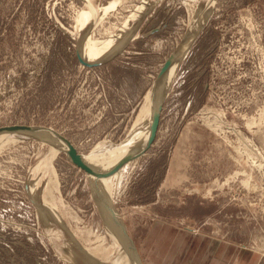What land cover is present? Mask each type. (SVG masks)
I'll return each instance as SVG.
<instances>
[{"label":"rangeland","instance_id":"374dc122","mask_svg":"<svg viewBox=\"0 0 264 264\" xmlns=\"http://www.w3.org/2000/svg\"><path fill=\"white\" fill-rule=\"evenodd\" d=\"M142 1L92 27L95 10L79 33L86 0H0V128L49 127L85 156L121 143L194 14L206 13L205 0H150L123 52L83 66L86 38L97 47L119 33ZM187 52L156 141L108 180L111 199L143 264H264V0H215ZM49 159L55 178L38 170ZM44 202L63 229L48 210L54 223L45 225ZM109 230L87 172L64 152L33 138L0 149V264H84L67 242L111 263L119 253L109 256Z\"/></svg>","mask_w":264,"mask_h":264},{"label":"bare ground","instance_id":"6f19581e","mask_svg":"<svg viewBox=\"0 0 264 264\" xmlns=\"http://www.w3.org/2000/svg\"><path fill=\"white\" fill-rule=\"evenodd\" d=\"M126 1L127 0H106L103 3H99L97 8H95L91 0H86V5L84 7V10L88 9L90 13L84 12L78 16L77 18V26H79L78 32L80 33L83 32L84 30L86 33L88 32L90 26H88L89 28L84 26H87L89 22L93 20L92 17L90 19L89 17L92 14L93 16H95L96 11H98V18H96L94 22L91 21L92 27L96 26V21L97 22L98 20L102 21L108 16L109 13L112 14L116 8H118L121 5H124V2ZM214 2L215 0H205L204 3H201L200 6H198V8L205 9L206 11L205 15L201 16L202 10L197 11L194 14L190 27L191 31L190 33L187 34L186 41L180 45V48H177L174 51L171 58L168 59L170 61L168 69L164 73L158 75V78L155 81L156 83L154 84V86L152 84L153 87L149 89L148 92L145 94L144 96L145 101L143 102L140 108V113L136 121L133 123L130 132L126 135L125 139H123L122 142L118 143L117 145H114L112 143L110 144L106 141L102 142L86 156L81 154L78 148L76 147V145L73 144L77 149V152L83 158L84 163L90 168H92V170L95 171L96 173V174L87 173V176L90 178L91 186L93 187V194L95 199L97 200L100 214L102 215L107 228L110 229L109 231L111 235H113L114 237V242H113L114 244L109 249V254H110L109 256L115 255L116 252L119 253L115 258L107 257L108 259H110L108 261H110L111 263L109 262L105 263L101 261V259L96 255L98 249H94L92 251L90 249L81 248L80 251H78V253L76 254L75 251L73 252L71 249L72 245H69V242L67 243L65 242L67 246L66 251H68L69 254L73 255L74 259L77 260V258H80L82 259V262L84 264H143V262H141V258L139 257V253L135 247V243H133L132 239L128 235L124 220L122 219L120 214H118L116 208L114 207V202L110 196V187L108 185V180L112 177H115L116 175H118L120 171H122L124 167L123 168L121 167L122 169L121 168L115 169V168L124 159L132 156L135 157V159H139L143 157L148 151L147 149L149 142L148 139L151 134V129H152L151 125L153 122L154 114L156 112L157 104L161 98L165 97L166 93L170 88V85H172V81H171L173 80L172 75L174 76V72L178 68V65L186 57L188 53L187 52L188 48L191 46L192 42L196 39L198 33L201 32V27H203L205 21H207ZM154 4H151L150 0H143L141 2V5L137 9H135L134 13L128 16L126 23L127 25L125 26V28H123L119 33L107 37L105 41L99 43V46L97 47L94 46L93 42H89V40H87L86 38L85 41H87L86 42V45L88 47L87 49L89 50L90 55L92 56L89 57V55L86 52L82 53V49L78 47L77 57L79 58L80 56L82 60L90 64H98L100 62L109 61L113 59L114 56L123 52L124 49L128 46V44L133 40V38L138 32V29L141 27V25H139L138 23L142 22L143 15L148 10L153 8ZM98 7H100V9ZM205 7L208 9H206ZM92 10H94V12ZM80 40L81 41L79 46L84 43V35L80 37ZM84 50H86V46ZM31 129L32 130L29 131L15 130V131L0 132V149L9 142L15 143V140L18 139L33 138L39 140L42 143L45 142L50 144L57 151L64 152L68 157V159L72 162L71 157L68 156L69 144L65 141L63 135H61L59 132L56 133L57 131L55 132L53 129H50L49 127L46 128L44 126L43 127L31 126ZM250 158L259 162V160L253 157L252 155H250ZM51 160L52 159H49L46 162V164L45 163L40 164L38 170L40 171V173H43V170H45L47 167L49 169V172H52L53 177L55 178L56 177L55 169L54 167H51L49 163ZM259 166L261 167L263 166V164L260 163ZM36 182L37 181L33 179L30 181L29 190L31 191L32 194H34L35 191L38 189ZM51 182H53V180H51ZM56 182L57 180L54 181V184H56ZM46 207L48 208L46 209ZM38 208H39L38 209L39 215L42 217V220L45 223V225H47V220H48V224L54 223L52 222V219L50 218L48 213H45L48 210L50 211V214L53 215V217L59 218L58 225L60 226V228L63 229V226L65 225L64 219L58 215V212L54 205L46 202L45 206H41L39 204ZM58 238L59 237H57L56 239ZM69 240L71 243L73 242V239L72 240L69 239Z\"/></svg>","mask_w":264,"mask_h":264},{"label":"water","instance_id":"95a60500","mask_svg":"<svg viewBox=\"0 0 264 264\" xmlns=\"http://www.w3.org/2000/svg\"><path fill=\"white\" fill-rule=\"evenodd\" d=\"M79 61L84 66H87V67H94V66H97L99 64V63L98 64H90V63L82 60V58L80 56H79ZM169 64H170V61L168 60L162 66L163 68H162L160 74L164 73L168 69ZM165 98H166V96L164 98H161L159 100L158 104H157L156 112L154 114L153 122H152V125H151L152 126L151 134H150V137L148 139L149 140L148 147H147L148 150L153 146L154 142L156 141L155 139H156L159 127H160V125H159L160 124V118H161V113H162V109H163V104H164ZM15 130L16 131L17 130L29 131V130H32V129H31V126L27 127V126H21V125H15L14 127L0 128V132H3V131H15ZM65 141L69 144L68 156L71 157L72 162L75 163L83 171H86L88 174L89 173H95V171H93L92 168H90L89 166H87L84 163L83 158L77 152V149L75 148V146L72 143H70L67 139H65ZM134 159H135V157H133V156L124 159L119 165H117V167L115 169L123 167L125 164L131 162Z\"/></svg>","mask_w":264,"mask_h":264}]
</instances>
